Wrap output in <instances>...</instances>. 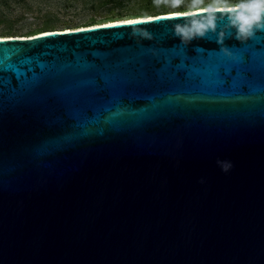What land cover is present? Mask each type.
<instances>
[{
    "label": "water",
    "instance_id": "water-1",
    "mask_svg": "<svg viewBox=\"0 0 264 264\" xmlns=\"http://www.w3.org/2000/svg\"><path fill=\"white\" fill-rule=\"evenodd\" d=\"M186 18L0 38V264H264V31Z\"/></svg>",
    "mask_w": 264,
    "mask_h": 264
},
{
    "label": "rangeland",
    "instance_id": "rangeland-1",
    "mask_svg": "<svg viewBox=\"0 0 264 264\" xmlns=\"http://www.w3.org/2000/svg\"><path fill=\"white\" fill-rule=\"evenodd\" d=\"M189 0L172 8L167 0H0V37H27L110 21L185 13Z\"/></svg>",
    "mask_w": 264,
    "mask_h": 264
},
{
    "label": "clouds",
    "instance_id": "clouds-1",
    "mask_svg": "<svg viewBox=\"0 0 264 264\" xmlns=\"http://www.w3.org/2000/svg\"><path fill=\"white\" fill-rule=\"evenodd\" d=\"M157 5L161 0H155ZM184 0H167L172 8H178ZM183 22L174 24V34L179 40L188 45L199 38L215 35L222 51L232 56L226 40L231 36L236 40L244 41L254 37L257 30L264 31V0H189L186 6ZM140 39H152L153 34L145 29L136 33ZM217 165L225 173L234 167L230 159H220ZM201 183L204 178L201 177Z\"/></svg>",
    "mask_w": 264,
    "mask_h": 264
},
{
    "label": "bare ground",
    "instance_id": "bare-ground-1",
    "mask_svg": "<svg viewBox=\"0 0 264 264\" xmlns=\"http://www.w3.org/2000/svg\"><path fill=\"white\" fill-rule=\"evenodd\" d=\"M182 13V12H181ZM175 13H170V14H167V15H173ZM152 16L150 17H134V18H129V19H124V20H118V21H110V22H107V24H111V23H117V22H125V21H134V20H139V19H147V18H151ZM0 38H5V37H0Z\"/></svg>",
    "mask_w": 264,
    "mask_h": 264
},
{
    "label": "snow or ice",
    "instance_id": "snow-or-ice-1",
    "mask_svg": "<svg viewBox=\"0 0 264 264\" xmlns=\"http://www.w3.org/2000/svg\"><path fill=\"white\" fill-rule=\"evenodd\" d=\"M128 23H131V22H128Z\"/></svg>",
    "mask_w": 264,
    "mask_h": 264
}]
</instances>
